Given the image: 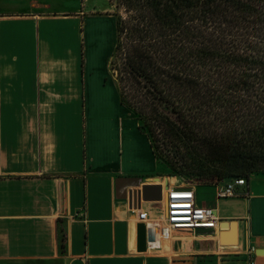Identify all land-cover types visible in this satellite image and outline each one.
Instances as JSON below:
<instances>
[{
	"label": "crops",
	"instance_id": "crops-1",
	"mask_svg": "<svg viewBox=\"0 0 264 264\" xmlns=\"http://www.w3.org/2000/svg\"><path fill=\"white\" fill-rule=\"evenodd\" d=\"M117 43L110 4L0 0V264H264V179L224 200L194 185L229 226L151 248L139 212L165 224L187 184L122 104Z\"/></svg>",
	"mask_w": 264,
	"mask_h": 264
},
{
	"label": "trees",
	"instance_id": "trees-1",
	"mask_svg": "<svg viewBox=\"0 0 264 264\" xmlns=\"http://www.w3.org/2000/svg\"><path fill=\"white\" fill-rule=\"evenodd\" d=\"M262 2L116 0L122 104L174 176L210 186L235 176L246 195L264 174ZM203 158L224 166L208 171Z\"/></svg>",
	"mask_w": 264,
	"mask_h": 264
},
{
	"label": "built area",
	"instance_id": "built-area-1",
	"mask_svg": "<svg viewBox=\"0 0 264 264\" xmlns=\"http://www.w3.org/2000/svg\"><path fill=\"white\" fill-rule=\"evenodd\" d=\"M221 187L217 198L229 199L237 196V188L244 187V179H238ZM139 219L145 223L150 234V246L157 250L162 241L172 232H203L215 231L220 226V218L214 207L198 206L193 186L184 185L170 191L167 203L166 223L160 225L157 221H151L147 212H139Z\"/></svg>",
	"mask_w": 264,
	"mask_h": 264
},
{
	"label": "rangeland",
	"instance_id": "rangeland-1",
	"mask_svg": "<svg viewBox=\"0 0 264 264\" xmlns=\"http://www.w3.org/2000/svg\"><path fill=\"white\" fill-rule=\"evenodd\" d=\"M88 1H89L90 5H94L95 4V5H98V6H109V4H110L113 7L114 12L115 13L117 12V8H116V5H115L116 4V0H88ZM262 3H264V0H263ZM197 162H200L203 165V167L206 170H208V171L209 170H213V169H217V168H220V167H223L224 166L220 162L215 161V160H212V159L210 160L208 158L200 159ZM170 164L161 162V165H163L166 174H168L170 176H174V174L172 172V167H171ZM174 177H178L185 184L191 185V186L199 185V184H202L203 183L202 180H198V179H196L194 177H189V178H183L181 176H174ZM263 179H264V174L263 173L254 174L252 176V180H254V181H256V180H263ZM216 193H217V191H216L215 187H212L210 185L201 186L200 187V190H199V194L203 198H209L210 196H214ZM222 200H224V199H222ZM225 205H229V204H225V202H224V207L223 208H226ZM227 208L230 209V206L227 207ZM172 235H173L172 234V231L169 230V236H172Z\"/></svg>",
	"mask_w": 264,
	"mask_h": 264
},
{
	"label": "water",
	"instance_id": "water-1",
	"mask_svg": "<svg viewBox=\"0 0 264 264\" xmlns=\"http://www.w3.org/2000/svg\"><path fill=\"white\" fill-rule=\"evenodd\" d=\"M236 180H238V177L232 176V177L227 178V179H226L223 183H221L220 185H221L222 187H226L229 183H232V182H234V181H236ZM221 224H222V228H223V227H227V226H229L230 222H228V221H223V222H221ZM257 254H258V255H263V254H264V249H260V250H258Z\"/></svg>",
	"mask_w": 264,
	"mask_h": 264
}]
</instances>
